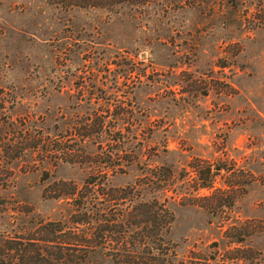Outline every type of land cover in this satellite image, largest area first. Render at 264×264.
<instances>
[{
	"label": "rangeland",
	"instance_id": "obj_1",
	"mask_svg": "<svg viewBox=\"0 0 264 264\" xmlns=\"http://www.w3.org/2000/svg\"><path fill=\"white\" fill-rule=\"evenodd\" d=\"M0 114L30 145L0 234L58 221L93 237L76 198L114 213L134 187L174 213L177 263L264 264V0H0Z\"/></svg>",
	"mask_w": 264,
	"mask_h": 264
},
{
	"label": "trees",
	"instance_id": "obj_2",
	"mask_svg": "<svg viewBox=\"0 0 264 264\" xmlns=\"http://www.w3.org/2000/svg\"><path fill=\"white\" fill-rule=\"evenodd\" d=\"M65 9L85 8L104 9L118 12L124 6L138 9L150 4L152 0H47ZM1 118V114H0ZM10 119V116H9ZM3 123H9L4 118ZM2 123V124H3ZM14 123V122H10ZM0 121V205L5 200L2 191L12 182L10 178L9 161L19 157L28 146L27 142L14 141L11 138L19 130L3 128ZM26 140V138H25ZM54 157V161L62 157L50 153L44 154ZM93 183V177L89 178ZM131 187L132 194L126 196L128 205L119 212H111L110 206L97 209L91 215V208L85 197L76 198L77 211L80 214L75 223L91 225L92 218L95 226H88L96 231L95 236H85L84 228L80 235H76L70 227V236L65 238L61 222H40L34 231L25 236L0 234V264H186L183 260L177 263L175 249L166 239L174 213L159 200H139L136 191ZM135 191V195L134 192ZM76 188H73L75 195ZM63 194H59L62 196ZM114 235V236H113ZM169 241V242H168ZM175 257V258H174Z\"/></svg>",
	"mask_w": 264,
	"mask_h": 264
}]
</instances>
